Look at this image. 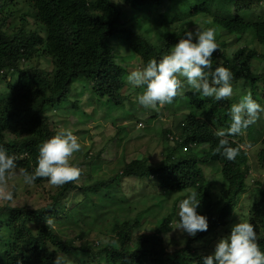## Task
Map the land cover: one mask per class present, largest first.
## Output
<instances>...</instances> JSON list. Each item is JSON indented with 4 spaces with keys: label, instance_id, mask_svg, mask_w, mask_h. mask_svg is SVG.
<instances>
[{
    "label": "trees",
    "instance_id": "16d2710c",
    "mask_svg": "<svg viewBox=\"0 0 264 264\" xmlns=\"http://www.w3.org/2000/svg\"><path fill=\"white\" fill-rule=\"evenodd\" d=\"M164 1L28 0L44 35L39 32L25 34L22 29L8 34L1 28L13 15V12L7 11L0 23V79L4 80L9 89L0 96V145L18 157V167L14 170L28 169L31 172L35 168L40 145L59 130L50 127L46 110L68 97L75 80L81 77L88 80L98 100L107 98L108 105L115 110L123 105L125 97L121 91L127 82L129 70L121 64L118 52L111 45L114 41L139 59L143 67L148 61H159L170 53L174 45L184 38L187 31H192L191 27L200 19L207 23L208 28H223L229 35H252L262 47V52L242 46L229 57L224 50L226 41L219 39L220 30L215 31L219 49L213 53L212 70L219 66L228 68L233 73L232 86L241 80L245 81L253 98L264 105V95L258 98L259 82H263L264 94V72L256 73L252 68L254 59L264 61V20L251 22L241 15L242 10L252 9L254 4L263 6L264 0H176L179 12L171 22L162 16L165 27H162L163 31L158 30V45L123 21L126 11L131 15L142 14L147 20L146 24L144 22L145 28L149 29L152 12ZM3 4L0 3V10L4 8ZM23 19H26L25 15ZM176 20L178 26L176 29L171 28ZM161 26L155 25L157 29ZM42 56L51 58L53 71L38 65L25 67L22 64ZM7 75L11 81H6ZM14 78L15 81L12 80ZM232 104L231 98L217 102L187 89L166 106L169 113L183 111L186 119L180 137L174 135L171 138L170 131L166 130V142L172 140L175 145L169 147L167 156L159 165L152 166L146 157H137L124 161L109 179L99 178L83 186H78L75 181L59 186L52 201L41 208L4 206L0 210V222L5 224L0 227V264H53L57 253H73L79 261L82 259L83 264H89L84 260L86 253L95 264H202V256L211 252L200 251L195 243L204 239L213 227H226L231 222L230 218L235 214L242 195L247 192V178L252 166L256 165L264 173V117L262 126L258 127V123H254L242 134L229 137L230 146H239L241 149L234 161L227 160L221 154L223 149L220 153L216 151L220 138L215 132L229 126ZM154 116L156 118L160 115L156 111ZM126 117L130 121L136 119L129 113ZM78 123L74 122L75 125ZM162 124L165 123L162 121ZM120 127L117 125L119 129L116 131L125 132ZM7 131L13 135V139L4 138ZM91 131H72L82 145V161L73 163L80 168L81 174L85 163L93 171L96 166L103 171V165L110 163L103 157L108 149L102 147L96 151L92 143L85 145L88 138L94 140ZM100 136L103 137L102 133ZM243 143L260 146L256 151L255 164L251 163L249 149ZM184 147L187 148L185 151ZM198 147L203 150H198ZM211 162H218L221 166L222 186L217 201L212 197L216 186L205 179L202 170L203 165ZM125 178L156 181L165 195L182 193L188 189L197 191L198 199H201L198 212L208 217V230L198 232L184 246L169 251L164 234L173 229V210L168 216L157 220L155 232L138 234L142 226L140 215L129 219L123 215L127 210L123 204L124 196L127 195L121 191ZM73 190H79L85 200L76 205H68V194ZM249 200L248 221L260 233L258 242L264 249V185L260 180L255 181ZM110 202L114 210L113 213H105V221L113 219L108 224L113 234L108 242L97 245L87 242L78 246L74 243L76 239H65L55 231L53 221L63 211L69 210V218L78 213L84 217L91 214L85 208L91 211L106 208ZM82 204L83 207L79 208ZM151 210L153 207L147 208L145 212ZM31 222L35 223V229L31 227Z\"/></svg>",
    "mask_w": 264,
    "mask_h": 264
},
{
    "label": "rangeland",
    "instance_id": "374dc122",
    "mask_svg": "<svg viewBox=\"0 0 264 264\" xmlns=\"http://www.w3.org/2000/svg\"><path fill=\"white\" fill-rule=\"evenodd\" d=\"M0 3H4V8L0 10V23L1 18L6 15L7 11L13 12V15L10 16L8 21L1 25V28L8 34H11L12 31H19L22 29L25 34L29 32H39L41 35H44L43 28L37 23L33 7H31L28 0H0ZM178 12V1L165 0L157 10L152 12L149 29L145 28V21L147 20L142 14L131 15L126 11L123 15V21L127 26H132L134 30L146 35L158 45L160 43V33L158 30L163 31L164 28L162 27H165L162 16L167 22H171V20L175 19ZM24 15L26 17L25 20L23 19ZM241 15L245 20L251 22L264 20V5L254 4L252 9L242 10ZM159 24L162 26L160 29H157L155 25L157 26ZM177 24H179L178 20L174 21L171 24V28L176 29V26H178ZM196 28L204 30L205 28L208 29V26L203 19H200L191 27L192 31ZM218 30H220L219 39L226 41L224 50L229 57H232L242 46H249L262 52V47L256 42L252 35L242 37L240 35H229L226 29L216 27L215 31ZM111 42L113 41L111 40ZM115 42L116 41L111 45L118 52L117 56L121 64L129 70V73L142 67V63L139 59L133 57L128 50ZM118 58L117 60L119 61ZM22 64L25 67L38 65L47 71H53L54 68L51 58L45 56L26 60L22 62ZM252 68L256 73L264 72V61L262 59H254ZM12 80L15 81L16 79L14 78ZM6 81H11L9 75H7ZM258 85L260 86L258 98L261 99L264 95L262 90L263 82H259ZM187 89L188 88L185 87L181 94H184ZM8 91L7 84H5L4 80L0 79V96ZM142 91V88H135L126 82L121 91L122 96L124 95L125 97L124 103L118 110H115L108 105L107 98L98 100L92 84L81 77V79H77L73 82L70 94L66 98L67 100L63 99L61 102L57 103L56 106H50L46 110V115L49 116L50 127L55 130L59 129L58 131L64 129H70L71 131L83 129L87 131L92 128H97V131H94V133L91 131L92 134H94V140L91 141L89 140L90 138H88L85 141V145L88 146L92 143L96 151L102 147L108 149L107 152L104 153L105 156L103 154V157L104 160L110 163L103 165V171L100 170L99 166H96L93 171V168H91L88 163H85L83 166V173L80 175L79 179L75 181L78 186L88 185L99 178L109 179V177L113 176L119 170V166H121L124 161H130L137 157H146L148 163L152 166L159 165L167 156L169 147H174L173 145L175 144L172 140L166 142L164 138L165 132L168 130L171 136L175 134L180 137L186 115H184L183 111L169 113L166 110L168 104L162 105L161 107L157 106L154 110L144 109L136 102L137 95ZM233 91L234 95L231 97L233 103L238 102L240 97L244 94H252L248 83L243 80L233 85ZM156 111L157 114L160 115L156 117L157 120L154 116ZM128 113L136 119L130 121L126 117ZM262 117H264V113H262L260 118L256 121L258 127L262 126ZM126 119L128 120L126 121ZM149 119L150 121H148ZM53 120L56 121L55 123H57L58 126L54 125ZM162 121L165 124L161 125ZM74 122H79V127H76ZM116 122L118 123L115 124ZM88 124L89 128H86ZM117 125L125 129V132L123 130H120V133L119 130L117 132L116 130L119 129ZM100 132H102L103 137L105 136V139L100 136ZM108 137L112 138L108 139ZM4 138L6 140H11L14 137L7 131L4 134ZM243 145L249 149L251 163L255 164L256 151L260 146H252L250 143H243ZM185 149L186 147L183 148V151H185ZM198 150L202 151L203 148L198 147ZM80 153H82L81 150L73 154L71 163L82 161ZM202 170L205 179L211 185L216 186L213 190L212 197L214 201H217L219 199V188L222 186L221 166L218 162H211L207 165H203ZM39 179L40 180L36 181L34 184L27 185L23 183L21 171L12 170L7 178V184L9 189L14 191V199L12 201L0 200V210L6 205L34 209L41 208L50 203L52 201V196L57 192L58 186L51 185L47 178ZM257 180H260L264 185V173H261L260 169H257L256 165H253L247 178V192L242 195L235 209V214L230 218L231 222L228 223L226 227H213V230L204 239L196 242L195 245L200 251H209L212 253L216 241L220 237L228 234L233 224L238 223L239 220L248 221L250 207L249 197L252 188L255 187V181ZM121 187V191L124 192L123 194L127 195L124 196L125 200L123 201V204L127 206V210L124 211L125 214H123L124 218H134L138 215L141 217L142 226L137 231L138 234L142 232H155L157 220L163 216H168L174 210L175 215L172 220L173 229L164 234L167 238L166 243L168 250H176L184 246L189 239H192L191 236H188L181 230L175 229L177 220H179V217H176V206L181 199L185 198L193 191L192 189H188L182 193L177 192L165 195L156 181L138 178H125ZM68 197L70 199L67 201L68 205H76L85 200L84 195H82L79 190L71 191ZM111 205L112 203L110 202L106 208H97L92 211L85 208V210L91 212V214L84 215V217L78 213L73 218H69L67 216L69 210H65L53 221L55 231L65 239H76L74 243L78 246L87 242L96 245L98 243H106L112 238L113 234L111 227L108 225L111 219L109 218L105 221V213H113L114 206ZM82 207L83 204L82 206L79 205V208ZM149 207H153V211L145 212ZM91 220L93 222H91ZM3 225L5 224L0 222V227ZM30 225L35 229L34 222H31ZM257 233L260 235L259 232ZM78 236L80 237L79 239L75 238ZM113 243L116 245L115 242ZM57 255L65 257L70 261V264H83L82 259L79 261L74 257L73 253L66 255L57 253L56 257ZM84 260L86 263L95 264V261H93L87 253L84 254Z\"/></svg>",
    "mask_w": 264,
    "mask_h": 264
},
{
    "label": "clouds",
    "instance_id": "9594fccd",
    "mask_svg": "<svg viewBox=\"0 0 264 264\" xmlns=\"http://www.w3.org/2000/svg\"><path fill=\"white\" fill-rule=\"evenodd\" d=\"M218 49L214 29L196 28L187 31L170 53L159 61H148L127 75V82L131 86L143 89L136 97L138 105L154 110L158 105L171 104L185 87L201 97H209L217 102L231 98L234 95L231 83L233 73L223 66L212 70L213 53ZM262 113L264 105L257 102L251 93L242 95L230 107L229 126L215 132L220 138L216 151L220 153L223 149L221 154L227 160L234 161L241 149L239 146H230L229 137L242 134L256 123ZM54 125L58 126L57 123ZM81 147L79 138L70 129L58 131L40 145L35 168L31 172L21 169L23 183L32 185L39 178H47L51 185L59 187L78 180L81 170L71 163V157ZM17 160L16 155L10 154L7 148L0 145V200L14 199V191L9 189L7 178L18 167ZM198 196L197 191H192L176 206V217L179 220L175 229L191 237H195L198 232H206L209 227L208 217L198 212L201 205ZM259 240L254 224L239 220L231 226L228 234L216 241L211 254L202 256V264H264V249ZM53 264H70V261L57 255Z\"/></svg>",
    "mask_w": 264,
    "mask_h": 264
},
{
    "label": "crops",
    "instance_id": "0c3cea01",
    "mask_svg": "<svg viewBox=\"0 0 264 264\" xmlns=\"http://www.w3.org/2000/svg\"><path fill=\"white\" fill-rule=\"evenodd\" d=\"M90 124V123H89ZM89 124L87 125V127L89 126ZM76 127H79V125L77 124L76 125ZM92 131H93V133H94V131H97V128H92ZM102 132H100V134H101Z\"/></svg>",
    "mask_w": 264,
    "mask_h": 264
},
{
    "label": "built area",
    "instance_id": "2783aa9c",
    "mask_svg": "<svg viewBox=\"0 0 264 264\" xmlns=\"http://www.w3.org/2000/svg\"><path fill=\"white\" fill-rule=\"evenodd\" d=\"M171 138H173V136L169 135Z\"/></svg>",
    "mask_w": 264,
    "mask_h": 264
}]
</instances>
